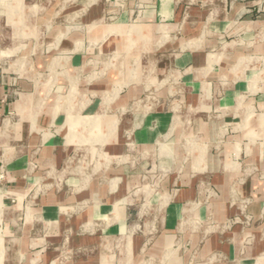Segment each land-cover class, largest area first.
Masks as SVG:
<instances>
[{
  "label": "crops",
  "instance_id": "obj_1",
  "mask_svg": "<svg viewBox=\"0 0 264 264\" xmlns=\"http://www.w3.org/2000/svg\"><path fill=\"white\" fill-rule=\"evenodd\" d=\"M0 56L5 264L264 255V0H0Z\"/></svg>",
  "mask_w": 264,
  "mask_h": 264
},
{
  "label": "rangeland",
  "instance_id": "obj_2",
  "mask_svg": "<svg viewBox=\"0 0 264 264\" xmlns=\"http://www.w3.org/2000/svg\"><path fill=\"white\" fill-rule=\"evenodd\" d=\"M71 12V10L68 11V16L71 14L69 13ZM10 22H5L3 21V37H8L10 35V33L12 32V27L11 25L9 24ZM2 46L4 48V50L6 49L7 52H4V56H6L5 54H8L10 53V42L7 41V42H3L2 43ZM8 59L7 58H2L0 56V63L2 62H6L7 63ZM10 141V138L7 137V138H4V137H0V145H6L8 142ZM170 144L168 141H161L160 142V145H158L156 147V151H157V154H159V157L161 160V162L163 161H167L168 159H166V155H164L163 153H161V150H166L167 147H169ZM160 151V153H159ZM162 155V156H161ZM163 157V158H161ZM157 165H159V162L157 163ZM151 175H157L156 174V171L152 172ZM7 178V169L5 167H0V183L3 182L5 179ZM4 217H7L6 216V212L4 210H2V208L0 207V244H2V239L4 240L5 239V236H6V231L2 228L3 226V223H4V220L5 218ZM1 246V245H0ZM2 255V256H1ZM245 253H243V255L241 256V259H238L236 262H230L227 260V258H225L224 255H222V253H217L215 255H212L210 256L208 259H204V260H198V262H195L194 264H264V255L260 256L257 260H251V259H248V258H245ZM4 255L2 254V247H0V264H5L4 263Z\"/></svg>",
  "mask_w": 264,
  "mask_h": 264
}]
</instances>
